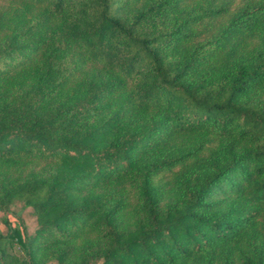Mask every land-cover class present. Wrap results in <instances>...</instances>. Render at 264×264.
<instances>
[{"label": "trees", "instance_id": "1", "mask_svg": "<svg viewBox=\"0 0 264 264\" xmlns=\"http://www.w3.org/2000/svg\"><path fill=\"white\" fill-rule=\"evenodd\" d=\"M0 212V264H264V0H0Z\"/></svg>", "mask_w": 264, "mask_h": 264}, {"label": "rangeland", "instance_id": "2", "mask_svg": "<svg viewBox=\"0 0 264 264\" xmlns=\"http://www.w3.org/2000/svg\"><path fill=\"white\" fill-rule=\"evenodd\" d=\"M11 213L8 215V219L11 220L12 226L21 228V225L18 223V220H15L13 215H18L20 220L23 222V225L26 228L27 233H31L34 230L36 225L35 217L32 213L28 210L23 208V206L19 203H15L9 207ZM3 213L0 212V219ZM1 221V220H0ZM5 226L0 222V234L5 233ZM48 264H55L54 262H50Z\"/></svg>", "mask_w": 264, "mask_h": 264}]
</instances>
